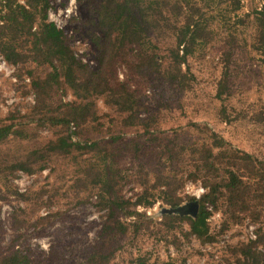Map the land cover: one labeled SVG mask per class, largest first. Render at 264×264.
<instances>
[{"label":"rangeland","instance_id":"374dc122","mask_svg":"<svg viewBox=\"0 0 264 264\" xmlns=\"http://www.w3.org/2000/svg\"><path fill=\"white\" fill-rule=\"evenodd\" d=\"M48 1L47 19L64 32L74 56L94 68L95 42L103 37L99 0H74L68 16L62 12L68 0ZM138 5L143 38L115 43L107 68L109 82L123 81L135 99L134 125L124 124L126 113L106 104L104 96L79 98L62 80L37 100L31 80L49 71L45 64L26 61L1 71L0 125L12 124L15 132L0 141V255L19 249L30 264H88L107 213L98 197L106 193L149 217L140 220L147 227L133 233L131 220L114 211L127 229L112 232L103 243L102 250L111 253L108 264H133L135 258L145 264H236L239 248L258 228L264 232L263 201L250 200L237 219L219 207L213 210L207 219L211 239L204 242L189 233L185 220L161 216L175 213L162 199L178 197L179 206L205 191L200 174L191 171L192 149L208 142L210 131L264 161V34L255 17L264 0H139ZM188 16L204 29L181 65L186 78L179 84L166 78L165 67L177 28ZM146 54H155L160 65H146ZM219 80L225 85L222 102L215 97ZM69 103H84L86 110L71 140L95 146L46 151L31 161L30 151L65 133L51 119L68 117ZM143 123L148 133L142 132ZM16 160L30 162V170H13ZM256 250L264 255V235Z\"/></svg>","mask_w":264,"mask_h":264},{"label":"trees","instance_id":"16d2710c","mask_svg":"<svg viewBox=\"0 0 264 264\" xmlns=\"http://www.w3.org/2000/svg\"><path fill=\"white\" fill-rule=\"evenodd\" d=\"M138 3L139 0H99L97 14L103 26V37L101 42H95L99 54L96 66L91 68L74 56L65 42L64 32L47 19L48 0H22V3L17 0H0V56L11 66L31 61L36 65L45 64L49 68L42 78L35 77L31 80V87L35 91L37 100L44 98L47 90L62 80L79 98H85L89 94L104 96L106 104L113 106L119 112L126 113L124 124L134 125L135 99L123 81L116 85L109 82L107 68L110 66L115 43H134L143 38L144 15L142 12L138 19L134 11L135 7L140 8ZM255 13L260 32L264 34V5ZM203 29L200 21L193 20L191 16L186 17L182 25L177 28L175 45L168 51L166 78L183 84L186 75L181 65L185 63L186 56L191 52V45L197 32ZM260 54V60L264 63V50ZM146 57V65L154 67L160 65L155 54H146ZM222 81L217 82L215 92V97L221 102L224 100L222 94L225 88ZM80 91L82 95L78 93ZM68 107L70 112L68 117L51 119L54 124L64 126L65 133L49 141L44 147L30 151L27 157L30 156L31 161L43 158L46 151L66 153L71 146L81 148L95 146V142H84L79 145L77 141L71 140L76 135L77 123L84 121L86 110L84 103H69ZM220 111L225 116L223 106ZM223 121L225 122V119ZM193 126L196 124L193 123ZM14 132L12 124L0 125V141ZM142 132L148 133L147 123L142 124ZM207 140L208 142L200 143L192 149L196 157L192 159L191 171L194 177L200 174L202 186L205 188L197 199L187 198L189 201H196V212L193 216L175 213L161 215L162 218L185 220L189 233L203 242L211 239L208 234L207 219L213 210L219 207L222 214H226L230 219H237L235 214L247 210V203L250 200L264 202V178L260 173L264 161H258L251 154L232 148L230 143L213 131L208 133ZM29 163L16 160L11 168L28 172ZM98 200L99 208L103 207L107 213L99 232V246L88 255L86 259L88 264H108L111 253L102 250L105 247L103 243L112 237V232L123 233L127 229L125 224L114 219L113 213L116 209L123 218L131 220L133 233L140 231L144 226L140 224L142 218L149 220L143 211L126 206L116 194H102ZM162 201L174 208L178 206L180 198L167 197ZM142 202L145 205L151 204L150 201ZM135 204H139V201ZM257 231L256 237L237 251L239 257L235 259L236 264L264 262V255L256 250L264 232H261L260 228ZM0 264H30V261L24 252L14 249L0 255ZM133 264L145 263L144 260L135 258Z\"/></svg>","mask_w":264,"mask_h":264},{"label":"water","instance_id":"95a60500","mask_svg":"<svg viewBox=\"0 0 264 264\" xmlns=\"http://www.w3.org/2000/svg\"><path fill=\"white\" fill-rule=\"evenodd\" d=\"M196 207H197L196 201H189L186 204L174 207L173 212H175V214L177 213L179 215H182V213H185L184 208H188L190 211V215L193 216L194 213L196 212ZM167 213H170V212H167Z\"/></svg>","mask_w":264,"mask_h":264},{"label":"built area","instance_id":"2783aa9c","mask_svg":"<svg viewBox=\"0 0 264 264\" xmlns=\"http://www.w3.org/2000/svg\"><path fill=\"white\" fill-rule=\"evenodd\" d=\"M73 8H74V0H68L66 7L62 10V12H64V16H68L72 12ZM7 65L8 64L0 56V73L1 71L7 69Z\"/></svg>","mask_w":264,"mask_h":264}]
</instances>
